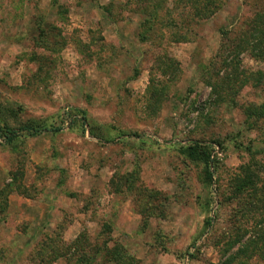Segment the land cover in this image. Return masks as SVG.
Returning a JSON list of instances; mask_svg holds the SVG:
<instances>
[{
	"label": "rangeland",
	"instance_id": "rangeland-1",
	"mask_svg": "<svg viewBox=\"0 0 264 264\" xmlns=\"http://www.w3.org/2000/svg\"><path fill=\"white\" fill-rule=\"evenodd\" d=\"M213 1L0 0V104L41 130L0 132V264H264V62L224 38L264 0Z\"/></svg>",
	"mask_w": 264,
	"mask_h": 264
},
{
	"label": "trees",
	"instance_id": "trees-1",
	"mask_svg": "<svg viewBox=\"0 0 264 264\" xmlns=\"http://www.w3.org/2000/svg\"><path fill=\"white\" fill-rule=\"evenodd\" d=\"M198 4H200L201 0H196ZM196 3V4H197ZM213 7V8H212ZM215 1L213 0H206L204 4L200 7V10L196 11L195 17L202 16H209L214 13L215 10ZM203 8V9H202ZM196 9V8H195ZM226 34V33H223ZM227 35V34H226ZM246 39L243 40L244 37H241L240 39H237L239 35L237 34L232 35L231 37H224L227 42L232 41L233 39H236L238 41L235 46H233L231 49H236L237 52L245 51V49H248L250 52L256 53L255 57L259 58L262 62H264V9L260 12H256L255 18L252 21L251 27L247 32L245 33ZM231 44V43H228ZM226 47L225 44H222L221 48ZM250 48V49H249ZM233 57L228 56L225 58L223 64L226 67H232L235 63L234 60H231ZM229 59L231 61H229ZM227 61V62H226ZM226 70V69H225ZM224 70V71H225ZM236 68H230V71L227 70L222 75L217 74V82L210 83L211 86V99H214L215 101L224 103L226 97L228 96V99H233V96L236 97L242 88L241 86L244 83L248 82V78L251 76L246 75L243 76L235 74ZM220 80V81H219ZM240 84L241 86H238L236 84ZM13 112V110L9 107H4L2 104H0V132L3 134V137L5 139L6 144H11L17 137H18V131H24L25 129H29L26 131V135L28 136H36L38 135L41 130H37L34 128H24L25 126H21L19 129H14L10 126L9 118H11L9 115ZM250 117H257L264 115V105L257 108L255 111L250 112ZM183 153L186 157L191 159L192 161H198L200 162L204 167V173H205V184L210 185L212 181V173L209 171V159H210V151L205 148L204 146L195 145V146H189L183 150ZM209 222L205 221V226H208ZM83 237H78L72 244V249H82L83 245L85 244V241L82 239ZM256 241H252L251 245V251L250 252H259L261 253L260 245L264 244V236H260V238H256ZM251 242V240L248 241L247 245ZM44 253V250L39 248L36 250L34 258L36 259L35 262L37 264H51L54 259L57 257V253L54 250V248L49 251V255L45 256L42 255ZM82 263L84 262L83 258L81 259Z\"/></svg>",
	"mask_w": 264,
	"mask_h": 264
}]
</instances>
